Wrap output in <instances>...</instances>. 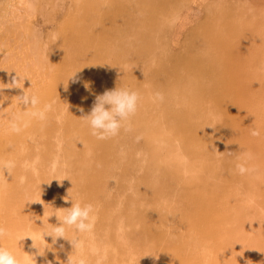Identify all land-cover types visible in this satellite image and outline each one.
Segmentation results:
<instances>
[{
  "label": "bare ground",
  "instance_id": "1",
  "mask_svg": "<svg viewBox=\"0 0 264 264\" xmlns=\"http://www.w3.org/2000/svg\"><path fill=\"white\" fill-rule=\"evenodd\" d=\"M190 1L0 0V245L23 264H264V0L208 2L200 39ZM117 87L139 110L98 140L82 117ZM71 199L97 206L79 248L42 239Z\"/></svg>",
  "mask_w": 264,
  "mask_h": 264
},
{
  "label": "clouds",
  "instance_id": "2",
  "mask_svg": "<svg viewBox=\"0 0 264 264\" xmlns=\"http://www.w3.org/2000/svg\"><path fill=\"white\" fill-rule=\"evenodd\" d=\"M84 86L86 89L89 87L87 83ZM21 100L25 105L31 104L33 107L39 104V98L27 92L21 95ZM140 102L141 95L136 90L120 87L106 90L103 94L96 95L90 112L84 115L82 120L90 129L92 136L98 140H107L118 136L122 129L128 130L132 118L139 110ZM81 111L83 110L81 109ZM251 135L259 136L260 132L253 130ZM0 166L11 173L15 165L13 162L7 161L2 162ZM71 201L73 203L70 208L56 209L53 216L57 217L58 222L53 224L50 229L43 230L42 239H45L46 236L51 237L55 243L58 239L63 238L70 241L74 248H79L81 242L69 238L68 230L74 229L80 234H90L94 230L97 206L91 202L82 203L75 199H71ZM8 235V230L0 225V240ZM35 247L39 249L36 245ZM30 256L35 259L33 255ZM0 264H23V262L13 251L0 245ZM67 264H73L71 256ZM79 264H85V261L81 259Z\"/></svg>",
  "mask_w": 264,
  "mask_h": 264
},
{
  "label": "rangeland",
  "instance_id": "3",
  "mask_svg": "<svg viewBox=\"0 0 264 264\" xmlns=\"http://www.w3.org/2000/svg\"><path fill=\"white\" fill-rule=\"evenodd\" d=\"M240 1H248V3L249 4H252V0H240ZM199 2V0H191L190 1V3L188 2V4L185 6L186 8L185 9H187V8H189V7H191L190 9H192V11L193 12H190L189 13V11L188 10H186V11H184L181 15H179V17H183L184 15H187L188 17H189V22H190V24H191V26H192V23L195 25V24H200V26L196 29V30H193L194 32L196 31V33L198 32V36L196 35V37H198L199 39H200V36H204L205 35V33H207V31L206 30H204L206 27L205 26H207L208 25V27L210 28V29H213L212 31H214L215 29V24H213V23H215V21H214V19L213 20H211L212 22H209L210 20H208V19H205V15H206V10H208L207 9V7H206V4H212V3H214V8H215V4H217V3H220V2H223V3H225V4H229L230 2H231V0H206V2L207 3H205V4H199L198 3ZM209 2V3H208ZM216 2V3H215ZM217 6L219 7V4H217ZM184 8V7H183ZM180 9H182V8H178L177 10H175V12L176 13H178L179 11H180ZM216 10V9H215ZM215 17V16H214ZM225 19V18H224ZM203 22L205 23V24H203ZM203 26V27H202ZM201 27V28H200ZM204 28V29H203ZM195 29V28H194ZM199 30V31H198ZM151 31H153V30H151ZM212 31H211V33H212ZM193 32V33H194ZM200 32V33H199ZM218 33H219V31H218ZM218 33H215V42L216 43H220L219 44V51L220 52H216V53H222L221 55H224V56H227V54H228V56L226 57V61H224L223 59V61L221 62V63H219L218 62V64L220 65V66H223V68H231L232 70H233V67L235 66H238L239 67V65L241 64V62H242V64L240 65V66H242V67H240V68H235L236 70L237 69H243L242 70V72L240 71V70H237V71H239V73L240 74H245L246 73V69H249V68H252V67H249V66H251V64L252 63H254V62H252V61H254V59H255V54L253 53V52H251V53H247L246 55H248V56H250L251 58L253 57V59H252V61H249L251 58L250 57H248V56H246L247 58H250L249 60L247 59V58H244V54H245V49L243 50V49H241V48H238V44L235 42V43H233V40H232V38L229 36V34L228 33H226L225 35H224V37L225 36H227V39L225 38L224 39V37H222L221 38V36L223 35V33L222 32H220L219 34ZM219 35H221V36H219ZM229 37L231 38V40H232V42H231V40L230 41H228L229 40ZM209 38V37H208ZM187 39H188V37H187ZM186 39V40H187ZM192 39V38H191ZM212 40H213V38H211ZM185 40V41H186ZM218 40H219V42H218ZM222 40H223V42L225 43V41H227V42H229V43H231V44H224L223 42H222ZM221 42H222V44H221ZM187 43V46L186 47H189L190 48V45H189V40L186 42ZM234 44H237V45H234ZM223 46V47H222ZM226 46V47H225ZM234 46V48L233 49H235L236 51H230V50H232L230 47H233ZM223 48V49H222ZM225 48V49H224ZM243 48V47H242ZM227 49H229V50H227ZM238 49L240 50V51H238ZM226 51V52H225ZM229 51V52H228ZM238 52V53H237ZM240 52V53H239ZM244 53L243 55H240V54H242V53ZM248 52V51H247ZM250 52V51H249ZM226 53V54H225ZM236 53H237V55H236ZM219 54V55H220ZM232 54V55H231ZM252 54H254V55H252ZM238 55H239V57H242L243 58V60H244V62L242 61V58H239V60H238ZM237 56V57H236ZM237 58V60H236V58ZM232 58H234V60L232 59ZM231 60V61H230ZM246 60V61H245ZM235 61H237V62H235ZM229 62H230V64H231V66H230V64H229ZM232 62V63H231ZM240 62V63H239ZM250 62H251V64H250ZM227 63V65H225L224 66V64H226ZM234 63H235V65H234ZM239 63V64H238ZM243 63H244V65H246L247 67L245 68V72H244V68H243ZM238 64V65H237ZM234 65V66H233ZM228 66H230V67H228ZM252 66H254L253 64H252ZM249 67V68H248ZM240 75V78L243 76V78L245 77V75L247 74H245V75ZM252 75V74H251ZM250 75V76H251ZM232 76V75H231ZM247 76H249L248 74H247ZM247 78V77H246ZM245 78V79H246ZM247 81V80H246ZM246 81H243V82H246ZM211 133H213L212 135H215V127L213 128V130H211L210 131ZM216 156H217V153H216ZM74 173V172H73ZM70 175H71V173H69V177H70ZM127 178L128 177H131V176H129V175H127L126 176ZM135 197H139L138 195H134ZM262 209V208H261ZM158 250H160L161 251V253H163L162 252V249H160V248H157ZM146 262H148L149 264H152L153 262H151V261H149V260H146Z\"/></svg>",
  "mask_w": 264,
  "mask_h": 264
}]
</instances>
